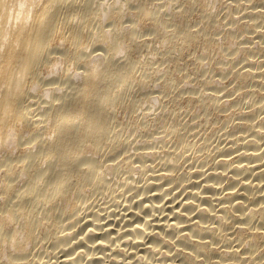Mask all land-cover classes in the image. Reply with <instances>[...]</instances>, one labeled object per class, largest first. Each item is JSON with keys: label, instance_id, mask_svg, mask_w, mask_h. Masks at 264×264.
I'll return each mask as SVG.
<instances>
[{"label": "bare ground", "instance_id": "6f19581e", "mask_svg": "<svg viewBox=\"0 0 264 264\" xmlns=\"http://www.w3.org/2000/svg\"><path fill=\"white\" fill-rule=\"evenodd\" d=\"M221 1L0 0V264H264V0Z\"/></svg>", "mask_w": 264, "mask_h": 264}, {"label": "rangeland", "instance_id": "374dc122", "mask_svg": "<svg viewBox=\"0 0 264 264\" xmlns=\"http://www.w3.org/2000/svg\"><path fill=\"white\" fill-rule=\"evenodd\" d=\"M215 2H217V5L219 4V2L221 1V0H214ZM221 2H223V1H221ZM216 5V7H215V9L216 10H218V11H220L221 12V16L222 17H224V15H226V13H227V7H225V6H223L222 4H219L218 6ZM221 5V6H220ZM223 6V7H222ZM218 7V8H217ZM225 7V8H224ZM220 8V9H219ZM222 8H223V10L225 9V14H224V11L222 10ZM223 11V12H222ZM221 35H223V33L221 34ZM242 38V37H241Z\"/></svg>", "mask_w": 264, "mask_h": 264}]
</instances>
